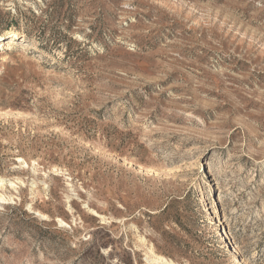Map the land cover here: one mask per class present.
Returning a JSON list of instances; mask_svg holds the SVG:
<instances>
[{
    "label": "rangeland",
    "instance_id": "obj_1",
    "mask_svg": "<svg viewBox=\"0 0 264 264\" xmlns=\"http://www.w3.org/2000/svg\"><path fill=\"white\" fill-rule=\"evenodd\" d=\"M158 257L264 264V0H0V264Z\"/></svg>",
    "mask_w": 264,
    "mask_h": 264
},
{
    "label": "bare ground",
    "instance_id": "obj_2",
    "mask_svg": "<svg viewBox=\"0 0 264 264\" xmlns=\"http://www.w3.org/2000/svg\"><path fill=\"white\" fill-rule=\"evenodd\" d=\"M226 233V232H225ZM226 243V237L223 236V244ZM229 251H230V247H229ZM151 259V258H150ZM153 259V258H152ZM156 260H161L163 262V264H170L171 262L167 261L165 258L163 257H158Z\"/></svg>",
    "mask_w": 264,
    "mask_h": 264
}]
</instances>
